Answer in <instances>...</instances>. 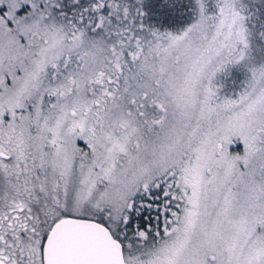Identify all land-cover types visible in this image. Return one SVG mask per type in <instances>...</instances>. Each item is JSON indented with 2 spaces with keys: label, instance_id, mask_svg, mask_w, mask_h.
Listing matches in <instances>:
<instances>
[{
  "label": "snow or ice",
  "instance_id": "snow-or-ice-1",
  "mask_svg": "<svg viewBox=\"0 0 264 264\" xmlns=\"http://www.w3.org/2000/svg\"><path fill=\"white\" fill-rule=\"evenodd\" d=\"M0 264H264V0H0Z\"/></svg>",
  "mask_w": 264,
  "mask_h": 264
}]
</instances>
